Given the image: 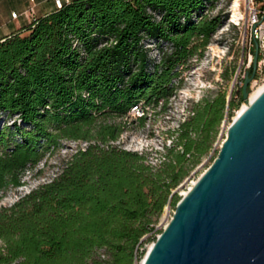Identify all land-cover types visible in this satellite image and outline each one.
Wrapping results in <instances>:
<instances>
[{
    "label": "trees",
    "instance_id": "obj_1",
    "mask_svg": "<svg viewBox=\"0 0 264 264\" xmlns=\"http://www.w3.org/2000/svg\"><path fill=\"white\" fill-rule=\"evenodd\" d=\"M211 2L70 0L0 40V113L17 117L19 136L10 143L0 131V192L20 187L24 172L60 140L88 144L55 179L0 210V264L141 259L163 209L180 201L173 190L212 150L226 110L232 118L244 102L242 91L228 102L211 92L192 104L169 132L172 147L158 168L113 145L122 127L105 120L128 118L136 107L143 114L134 121L143 126L149 108L165 110L179 68L200 56L221 23L204 15ZM146 40L169 46L157 63Z\"/></svg>",
    "mask_w": 264,
    "mask_h": 264
},
{
    "label": "water",
    "instance_id": "obj_2",
    "mask_svg": "<svg viewBox=\"0 0 264 264\" xmlns=\"http://www.w3.org/2000/svg\"><path fill=\"white\" fill-rule=\"evenodd\" d=\"M257 59L255 44L241 87L247 108L141 264H264V90L251 102L248 92Z\"/></svg>",
    "mask_w": 264,
    "mask_h": 264
},
{
    "label": "rangeland",
    "instance_id": "obj_3",
    "mask_svg": "<svg viewBox=\"0 0 264 264\" xmlns=\"http://www.w3.org/2000/svg\"><path fill=\"white\" fill-rule=\"evenodd\" d=\"M235 2L236 0H212L204 10V15L208 19L219 16L221 23L210 36L207 46L199 50L200 56L193 57L183 67L179 68V76L176 80L179 82V87L167 101L165 110L161 104L155 109L149 108L143 126L134 121V117L137 115L132 113L128 118H106L105 123L122 127V134L113 145L125 151L144 155L148 164L158 168L164 160L163 157L167 149L172 147L169 132L176 130L186 119L187 111L192 104L197 103L211 92L225 93L227 101L233 91L241 89L243 77H245L243 72L247 63L246 47L249 34L246 31L247 19L244 0H241L240 6L242 20L237 23L233 20ZM143 46L147 49L148 58L152 63L159 61L162 51L169 50V46L165 42L155 44L146 40ZM262 85L264 83L260 86ZM257 89L258 87L251 90L249 87V95L251 96ZM245 105V102L241 103L233 112L232 118L229 117V111L226 110L212 150L200 158L199 162L189 170L188 175L173 190L178 198L181 199L211 165L212 159L216 158L217 151L225 140L228 127ZM16 119L17 117L10 118L0 113V131L5 130L10 143L19 141V136L15 134L13 127V122ZM87 145L84 141L63 139L60 140L58 146L45 151L40 162L24 172L20 179V187L9 188L0 192V210L12 207L21 198L51 182L61 173L63 165L78 150L85 149ZM173 213L174 208L172 206L167 205L163 209L155 225V239L167 226ZM152 243L153 241H150L140 247L139 252L143 254L136 264H141ZM101 258L103 257L101 256Z\"/></svg>",
    "mask_w": 264,
    "mask_h": 264
},
{
    "label": "built area",
    "instance_id": "obj_4",
    "mask_svg": "<svg viewBox=\"0 0 264 264\" xmlns=\"http://www.w3.org/2000/svg\"><path fill=\"white\" fill-rule=\"evenodd\" d=\"M69 1L70 0H52L55 9H60L64 3H69ZM244 7L247 19L246 31H248L249 34L248 44L246 47L247 63L243 72L244 76L253 63L255 44L258 45L256 74L255 78L249 85L250 89L253 90L264 83V0H244ZM32 12L33 8H29L28 10L24 11L22 15H31ZM19 16L21 15L11 13L12 19H18ZM131 113L136 114L137 117H140L143 114L142 110L136 109V107L131 109Z\"/></svg>",
    "mask_w": 264,
    "mask_h": 264
},
{
    "label": "crops",
    "instance_id": "obj_5",
    "mask_svg": "<svg viewBox=\"0 0 264 264\" xmlns=\"http://www.w3.org/2000/svg\"><path fill=\"white\" fill-rule=\"evenodd\" d=\"M29 8H33L32 14L22 15ZM54 9L52 0H0V40L20 30L32 18L49 14ZM11 13L21 16L12 19Z\"/></svg>",
    "mask_w": 264,
    "mask_h": 264
},
{
    "label": "bare ground",
    "instance_id": "obj_6",
    "mask_svg": "<svg viewBox=\"0 0 264 264\" xmlns=\"http://www.w3.org/2000/svg\"><path fill=\"white\" fill-rule=\"evenodd\" d=\"M240 6H241V0H236V2L234 3L235 10H234V16H233V20L236 23L242 20V15L240 14ZM263 90H264V85L260 87L258 86V89L255 91V93H253L251 96L249 95V102L253 101L257 97V95L261 93ZM246 108H247V104L243 106L242 110L239 112L238 115H240Z\"/></svg>",
    "mask_w": 264,
    "mask_h": 264
}]
</instances>
